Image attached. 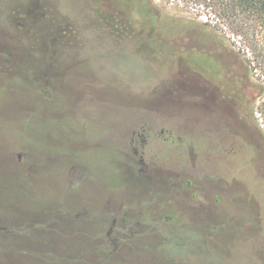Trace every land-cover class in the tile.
I'll return each instance as SVG.
<instances>
[{"label": "rangeland", "instance_id": "rangeland-1", "mask_svg": "<svg viewBox=\"0 0 264 264\" xmlns=\"http://www.w3.org/2000/svg\"><path fill=\"white\" fill-rule=\"evenodd\" d=\"M20 1L19 28L0 4V264H264V183L241 167L243 156L264 178L252 15L222 13L227 0H151L163 16L153 27L119 17L132 0ZM194 41L248 71L243 154L189 126L201 115L166 57Z\"/></svg>", "mask_w": 264, "mask_h": 264}, {"label": "flooded vegetation", "instance_id": "flooded-vegetation-1", "mask_svg": "<svg viewBox=\"0 0 264 264\" xmlns=\"http://www.w3.org/2000/svg\"><path fill=\"white\" fill-rule=\"evenodd\" d=\"M26 13L27 12L24 14ZM118 13L121 18L123 15L122 12L119 10ZM15 15L20 16L21 12L17 11ZM19 26H22V24ZM127 27L132 28L131 26ZM123 28L125 27H120L118 33L119 39L126 35L123 32ZM59 30L63 33H70V28L62 27ZM193 43L195 45H192L191 47L197 48L196 50L194 49L191 51V47H187L177 55H173L171 52L166 57L172 59L169 61L167 60V66H169V71L171 73L170 75H173L174 79H178L183 84V91H186L189 95L193 96L194 111L201 115L198 122L199 124L195 122L189 126L196 129L197 125L200 128V131L205 129L210 130L213 140H220L224 144H230L233 142L234 138L238 152L243 154V151H247L248 149V139L245 134V129L249 122L248 112L250 103V96L247 91L249 81L248 76L244 71H240L237 68L234 71L231 69V66L225 60L227 54H224L222 49L217 52L216 49L211 51V49L206 50L202 47L204 44H212V42L194 41ZM184 51L191 54V56L187 59L182 58L183 54L184 56L186 55L183 53ZM204 57L215 59L218 66L217 68L219 69L217 74L213 75L209 73L206 67L202 65V63H206ZM199 61L201 63H199ZM174 69H177V71L174 72ZM184 111L185 109L183 108V113L181 114L182 119H179L181 122L184 119ZM211 112L220 113L219 119L216 120L215 123H210L208 121V118H210L208 114ZM181 124L183 127L188 126L184 122ZM161 132H163V130H161ZM139 137L142 138L143 134L134 130L131 142L136 141ZM241 160H243L241 163L243 169L245 167H250V170L245 168V171L250 172L252 169L256 170L252 178V183L256 186L258 183H264V178L259 174L256 164H253V162L251 163L250 159H244L243 156L241 157ZM243 172L244 170L239 173L237 179L240 178V174Z\"/></svg>", "mask_w": 264, "mask_h": 264}, {"label": "trees", "instance_id": "trees-1", "mask_svg": "<svg viewBox=\"0 0 264 264\" xmlns=\"http://www.w3.org/2000/svg\"><path fill=\"white\" fill-rule=\"evenodd\" d=\"M194 3L198 2V3H203V1L205 2L206 0H191ZM210 1V0H209ZM216 1V0H215ZM228 3L222 8L220 9V11H222V13H228L231 15H235L239 12H244V13H248L250 15H252V17L254 18L253 21H255L256 25L258 27L261 28V30L264 32V0H227ZM121 3L126 2L127 0H120ZM4 3L2 4V6H4V8H6L10 13V17L13 18L15 24L14 26L16 27H20L19 25H17V22H21V21H17L19 20V18L21 17V19H24V17L26 16V14H24L25 12L21 11L22 7L20 8V0H5L0 2ZM132 6L131 9H122L119 7H115L116 11H121L122 14L124 15L125 10H129V13H135L138 15L137 19H134V23H136V25H151L153 27L158 26L159 24V20L163 17L161 15V13L159 12V8L157 6H155L151 0H132L131 1ZM19 11L21 12L20 16L15 15L16 12ZM142 17H144L145 19L149 20L150 22L148 23H144V20H142ZM17 19V20H15ZM146 20V22H147ZM12 23V22H11ZM62 24V23H60ZM13 25V23H12ZM64 25H68V23H65ZM69 26H71L69 24ZM232 26L234 27L233 29H235V32H240L243 33L244 30V24H240L239 22H237L236 20H233L232 22ZM70 28V31H72L71 33H74V30ZM70 35V33H69ZM246 75H248V71L246 73ZM251 83V87H255V88H262L263 85L262 84H256L253 82Z\"/></svg>", "mask_w": 264, "mask_h": 264}]
</instances>
